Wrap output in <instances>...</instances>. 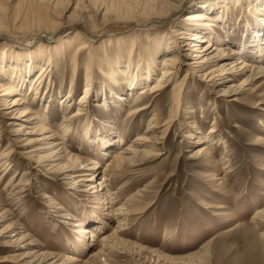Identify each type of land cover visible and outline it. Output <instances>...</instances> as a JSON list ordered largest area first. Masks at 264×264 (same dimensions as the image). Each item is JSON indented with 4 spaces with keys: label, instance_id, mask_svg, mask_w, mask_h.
I'll use <instances>...</instances> for the list:
<instances>
[{
    "label": "rangeland",
    "instance_id": "1",
    "mask_svg": "<svg viewBox=\"0 0 264 264\" xmlns=\"http://www.w3.org/2000/svg\"><path fill=\"white\" fill-rule=\"evenodd\" d=\"M47 1L61 25L58 34H44L42 29L37 30L38 26L26 25L24 19L27 16L30 19V10L36 8L37 0H0V13L9 19L0 28L3 30L0 77L2 69L9 76L18 68L22 77L34 83L41 68L50 63L48 80L39 89L42 102L27 96L29 104L23 106L44 113L39 121L21 120L9 126L11 121L8 116L2 117L0 111L3 136L0 153L8 137L14 139L22 125L31 128L28 132H35L42 124L52 132L46 141L37 133L26 135L21 140L28 138L38 143L24 149L23 143L16 141L18 146L10 158V166L0 173V215L11 210L8 198L14 185L22 183L24 187L20 201L14 203L17 209L0 220V264H264V223L253 218L264 209V76L257 78L256 71L263 70L264 63L247 51L238 55L247 46L250 31L256 28L254 17L264 13V1L253 0L255 8L251 13L249 0H242L243 8L230 10L223 3H216L217 0H186L177 17L151 27L146 25L151 18L144 17L148 8L160 12L177 4L172 0ZM65 7L67 10L63 11ZM203 7L209 12L215 10L216 14L225 12L230 29L226 33L230 38L220 45L224 54L221 64L227 61L235 65L234 73L230 74L234 80L223 87L210 88L208 84L196 83L199 77H194L196 81L189 80L180 92H175L180 73L181 77L172 79L165 90L139 102L150 106L143 118L130 120L132 103L139 97V90L160 77L162 55L157 53V42L167 41L173 27L182 23L187 14L208 16ZM102 9L110 16H95ZM215 26L214 33L224 39L227 35L221 31L224 25L215 23ZM106 32L112 34L111 40L123 41L112 47L103 46L107 38L98 37ZM79 34L95 38L90 40L87 52L74 56L71 44ZM58 41L68 43L56 50L57 47H52ZM133 42L136 45L129 54L126 49ZM184 44L188 46V42H183L181 54L187 56L191 54L190 47ZM119 51L122 53L115 55ZM111 57L113 66L109 64V69L120 70L123 75L127 72L126 65L133 60H136L133 65L140 63L142 68L153 61L148 66L155 71L153 78L142 80L145 83L130 91L124 83L126 77L119 75L117 86L109 95L107 82L99 70H105L103 74L108 71L105 63ZM240 57L258 63L259 68L253 73L252 68L247 72L239 70L241 65L236 64ZM179 60L182 66L190 61L181 55ZM97 62L103 65L101 69ZM90 73L92 91L83 104L82 115L68 121L69 114L76 113ZM8 76L1 79L5 86L10 84ZM244 79L252 81L245 87L246 93L236 95L234 99L238 102L229 103L230 97H218L220 91L230 86L235 89ZM67 96L71 100L69 107L61 105ZM102 97L107 99L103 106ZM214 101L217 109L213 107ZM46 105L49 107L45 108ZM3 106L0 101V108ZM155 114L157 136L162 134L161 126L167 118L175 120L163 143L157 145V152L140 154L136 166L126 164L107 171L116 152L145 132ZM85 123L101 138L108 136L107 140L99 138L97 142L93 138L91 142H96L87 144L82 129ZM211 127L216 133L208 135ZM206 136L214 137V141L206 142ZM198 138L205 142L195 144ZM61 141L58 146H64L67 153L80 160L79 173L73 176L53 170L47 166L50 163H37L51 146ZM204 146L209 153L198 155V149ZM41 149L42 152L37 151ZM24 153L33 157L30 165ZM57 164L63 167L64 159L54 165ZM226 164L228 169L224 167ZM91 174L96 175L93 182L87 181ZM101 190L107 191L105 202L99 198L104 193ZM118 208L127 212L124 221L119 222L124 217L117 219L111 213ZM84 229L89 233H83ZM103 239L108 241L107 246L102 244ZM108 245L112 249L108 250Z\"/></svg>",
    "mask_w": 264,
    "mask_h": 264
},
{
    "label": "bare ground",
    "instance_id": "2",
    "mask_svg": "<svg viewBox=\"0 0 264 264\" xmlns=\"http://www.w3.org/2000/svg\"><path fill=\"white\" fill-rule=\"evenodd\" d=\"M87 1L88 2H90V1L95 2L96 1V3L98 2V0H95V1L94 0H87ZM113 1H115V0H113ZM151 1H154V0H151ZM172 1H174L177 4L176 7L171 6L169 9L167 8V9H164V11H160V12L153 11L154 9L152 10L151 8L150 9L148 8V10L146 12H144L146 14V15H144L145 18H148V19L151 18L150 19L151 21H148L146 24L147 27H151V25H154L157 23H163L166 21H171L175 17H177V14H179L180 10L183 8L182 5L184 2H186V0H172ZM229 1H231V0H217L216 3H223L225 6L224 8L228 9V10H230V8L233 9L235 7L243 8L242 0H232L231 2H229ZM262 1H264V0H262ZM252 2H253V0L248 1V8L250 5L251 13L253 12V8H255V6H252ZM35 5H36L35 6L36 8L30 10V19H28L29 16H27L24 19L27 22L26 25H29V27L33 26V25L38 26L37 30L42 29L41 31H43L44 34L46 32H51V33L57 32V34H58L61 25L59 22H57L55 20L54 14L52 13L53 7H51V3H49L47 0H37ZM229 5H231V6H229ZM254 5H255V3H254ZM256 8H258V7H256ZM263 8H264V5H263ZM0 9H2L1 4H0ZM76 9H77V6H76L75 10ZM86 9H87V6H86ZM65 10H67L66 7L63 9V11H65ZM93 10L95 11L97 9L94 8ZM63 11L61 12L62 14H63ZM101 12L102 13H100L98 10L94 14H95V16L101 15V17H104V18L110 16L107 13V11H105L104 9H102ZM204 12H205V15H208V16L197 15L198 13H194V12L187 14L184 18V21H182V23H179L176 27H173L172 35L170 36V38L167 41L163 40V41L157 42V45L159 46V51H157V53H161V55H162V60H161L162 63L160 65L162 67V69H161L160 77L157 80H155L151 85L145 86L139 90V97L135 101H133V103H132L133 109L130 111V114H129L130 120L135 119V118H143L147 114L148 110L150 109V106L149 105H139V102L147 96H153L154 97L158 94V92L165 90L167 88V86L171 83L172 79H174L176 76L180 75V73H181L182 77L180 75L181 78L178 79L180 82L177 83L175 86L176 88H174L175 92L176 91L180 92L183 85H186L189 80H191V79L195 80L194 77H196V78L199 77L197 81L195 80L196 83L200 82V83L208 84V87H210V88H213V86H215L216 88L217 87L218 88L223 87L229 80H231V81L234 80V77H231L230 74L234 73L233 71L235 70V65H232V63H227V61H225L221 64V60L223 59L224 54L221 50V47H223V46H220V45H222V43L224 41H227L230 38L229 35L226 33L230 29H229V25H228L229 24L228 20L225 17V12H223L222 14L221 13L216 14L215 10L212 12H209L205 8H204ZM79 13L81 14V11ZM261 15L262 16L254 17L255 18L254 22H255L256 28L250 31L251 34H250L248 44H247V46L244 45L245 48L241 47V48H243V50H239L240 52L238 55H242L243 52L247 51L249 54L253 55L255 57V59H259V63H261V62L264 63V34H263V32H264V13ZM127 17H130V16H127ZM6 19H8V18L7 17L5 18V15L3 13H0V28L5 27L4 21ZM13 21H15V20H13ZM215 23L224 25L222 27V30H221V31H224L225 34H227L224 36V39L222 37L220 38L219 35L214 33L213 28L216 27ZM1 31H3V30H1ZM1 31H0V33H1ZM114 37H116V36H114ZM93 38H95V37L90 36L89 34L88 35L86 34L85 36H82V34L81 35L79 34L77 36V39L75 40L76 42H72L73 44H71V46H72L71 49L74 51L73 52L74 56L85 53V51L88 48V44L90 43V40ZM98 38H107V40L105 39V41L103 42V46H106V47H112V46L117 45L123 41L122 38H118V39L115 38L116 40H114V41L111 40V39H113L112 34L107 33V32L102 33L101 36ZM57 39H59V38H57ZM127 39H129V38H127ZM179 39L182 40L181 43L178 42ZM52 40H54V38H52ZM185 41L188 42V46L190 47V53H191L187 56L181 54L182 53L181 46H183L182 44ZM37 43H39V42H37ZM48 43H50L49 40H48ZM67 43L68 42L58 41V42H56V44H54L55 46H53L52 48L57 47L56 50H60V49H62V46L67 45ZM134 43L135 42L132 43L131 48L126 49V50H128L126 52H128L129 54L132 53L133 48H135L134 45H136V44H134ZM201 43H204V45H201ZM186 44H184V46H187ZM37 45H39V44H37ZM58 46H61V48H59ZM210 49L212 51H209ZM121 51H123V50H121ZM119 53H122V52H120V51L116 52L115 55L118 56ZM107 55H109V54H107ZM180 55L182 57H186V58L190 59V61H188L187 63H184L182 66V63L179 60ZM117 56H114V57H117ZM114 57L109 58L110 60H106L105 69L108 70L106 73L103 74V72L105 70L103 72L99 70V73H101L105 77V80L107 82L106 83L107 84L106 89L108 90L109 95L113 94L112 89L117 86L119 75L122 77L123 76L126 77L124 79V83L126 85L125 84L124 85L127 86L130 91H132V89H135V87L140 85V83L143 82L144 80L150 81L153 78L155 71H152L148 67L150 65H153V63H154L153 61L151 62L150 65L146 66L145 68H142L140 65H138L140 63H137L136 64L137 66L133 65V63L136 61V60H133L131 63L126 65L127 72L124 73V75H123V74H121L120 70L119 71L117 70L115 72V70L112 67L109 69L110 66H113L110 63ZM243 57H245V56H243ZM241 59H243V58L240 57L238 59V63L236 64V65H241L240 67H238L239 70L243 69L242 70L243 72H247L249 69L251 70V68H252V73H253V71H255L256 69L259 68L258 63H249V60H247L245 58L243 60H241ZM47 63L46 64L48 66L44 65L41 68L40 74L38 75V77L36 78V81L34 83L32 81H28L24 77H22V75H21L22 72L20 73V70L18 68H14L13 72L9 76L6 74V71L4 69H2L1 77H0V101H2V103H4V106L0 108V111H3L2 117L8 116V120L11 121V123H8L7 125L14 126L17 123V121H21V120H23L25 122H29L32 120L39 121L41 119V116L44 115V113L40 114V113H37L36 111L33 112L29 108H26L23 106L29 104V100H27V96H32V99H34V100L38 99L39 102H42L43 99L41 100V98H40L41 95L40 96H38V95L40 94L39 89H40L41 84L43 82H46L48 80V77H49L48 73H49L50 63L49 62H47ZM97 64H98L97 67L101 69L103 65L101 66V64H99L98 62H97ZM109 64H110V66H109ZM117 66L115 65V67H117ZM142 66H143V64H142ZM35 67H37V66H35ZM29 68L32 69V66H30ZM50 68H52V66ZM103 69H104V67H103ZM256 71L259 72L257 78L264 76V73H262V71H264V69L263 70L259 69ZM30 72L31 71L29 70V73ZM5 75L9 77V78L7 77L8 78L7 81L10 82V84L7 86H5L3 84V81H1L2 78L5 79V77H4ZM91 76H92L91 73L87 76V81H86V84L84 85L85 90L83 92V95H82L80 101L77 104L78 108L76 110V113L75 114H73V113L69 114L68 121L72 118H76V117L82 115L81 111H83V104L85 103L88 94H90L89 93V91H90L89 87H90ZM251 81L252 80L248 81V80L244 79L238 85L237 88L234 89V88H232V86H230L227 90L220 91V94L218 95V97H220V98H229L230 97V99L228 100L229 103L238 102V100L234 99V98L236 97V95L246 93L247 89L245 87ZM143 83H145V82H143ZM46 87H48V86H46ZM71 87H73V84L71 85ZM45 91H46V89L44 90V92ZM70 91L72 92V89ZM102 96H103V94H102ZM122 99L123 98H121L120 100H122ZM106 100L107 99L104 97L101 98L100 103H102L101 104L102 106L104 105V103L107 104ZM70 103H71V100L69 101V96H67L66 99L61 103V105L65 104V106L68 105L67 107H69ZM216 103H217L216 101L213 102L214 109L215 108L217 109V106H215ZM47 107H49V106L46 105L45 108H47ZM44 112H46L45 109H44ZM32 117H34V118L31 119ZM153 117L154 118L150 119V121H152V124H150V126L148 127V129L145 132H141L140 134H137L133 138V140L130 142L131 144H129L128 146L125 145V147L119 149L116 152V154L113 156V159H112V166H109V168H107V171H110V167H111V169L113 168V169L118 170L126 164H129V166H136L138 164V160H139L138 158L140 157V154H144L147 156V155H153L154 152H157V150H156L157 145L163 143L162 141L165 138L167 130L172 125V123H174L175 120L172 117L167 118L161 126L164 128L162 134L160 136H157L155 134V133H157L156 130L159 129L158 125H157L158 124L157 118H156L157 115L155 114V115H153ZM44 120H46L45 117H44ZM41 123H43V122H41ZM26 126L22 125L21 126L22 128L19 131L15 132V134H14L15 138L14 139H11L10 137H8V143L5 146V149H3L0 153V173L2 171H6V168H8L10 166V163H9L10 158L13 156V153H16L14 149L18 146V145H16V141H19V143H23V145L21 147L24 149L25 147H28V146L32 145L33 143H38V142H35V140H34V142L32 140H28V138L21 140L22 138L26 137V135H28V134L32 135V134L37 133V135L42 136V138H41L42 141H46L49 138L47 136H50L49 134L52 133L50 131V127L43 126L42 124H40V126L37 128V130L35 132L34 131L28 132L29 129H31V128L28 126L26 127ZM82 129L85 132L84 133L85 134L84 139L87 141V144L92 143V142L95 143L96 141L91 142V140L93 138L96 139L97 142H99L98 140H101L102 138H104V137L101 138L100 137L101 135H98L95 131L91 130L89 124L85 123L84 126L82 127ZM12 130H13V128L10 129L11 133H12ZM32 130H34V129H32ZM67 130L68 129L65 130V133L67 132ZM25 131H27V132H25ZM150 131H154V132L151 133ZM1 133L2 132L0 130V144L2 142V137H3ZM21 133H24L23 137H21ZM212 133H216L214 127H211L208 135H210ZM106 137H108V136H106ZM106 137L104 139L107 140ZM184 137H187V136H184ZM99 138H101V139H99ZM37 140H39V139H37ZM208 140L213 142L214 137L206 136L205 141L208 142ZM205 141L201 140V138H198V139H196L195 144H197V143L201 144ZM102 142H103V140H102ZM104 143H106V142H104ZM58 145L59 146L62 145V141L58 144H55L54 146H51V148H49V150L46 152V154H44V156H42V158H38L37 163H39V164L50 163L47 166H49L53 170H56L57 172L63 171L64 173H69L67 176H73V175L79 173L78 170H80V160L75 155H71V153H67V148H65L64 146L59 147ZM99 146H101V144ZM106 146L107 145H105V147ZM53 149H55V150H53ZM37 151L42 152V149L37 150ZM207 151H208V147L204 146V147L199 148L197 153H198V155H203V154L209 153ZM20 155L22 156V154H20ZM23 155L25 157V160H27V164L30 165L31 164L30 161L33 160V157L28 156L26 153H24ZM159 155H160V153L157 154V156H159ZM61 159H64V166L63 167H59L58 164L54 165L55 162H58ZM225 163H227V162H225ZM224 167H225V169H228L227 164ZM228 173H229V171L226 174H228ZM95 176H96L95 174L89 175L88 176L89 178L87 179V181L93 182L95 180ZM77 177H80V176H77ZM104 181H107V180H104ZM98 182H100L98 185L101 187L102 186L101 181H98ZM6 185H9V181ZM22 185H23L22 183H16L14 185L15 188H12L10 190V194H12L11 195L12 197L10 196V198H8V199L10 200L9 207L11 208V210H4L3 212H1L2 214L0 215V220H3L8 213H10L12 215L13 214L12 210L17 209V206L14 205V203L19 202L20 201L19 199L21 198L20 194L24 193V191H23L24 187ZM101 192H104V190H101ZM99 198L101 200H104V202L107 201V199H108L107 191L102 193V195H100ZM122 209L123 208H118L116 210L111 211L112 215L117 217V219L124 217L119 222L125 220V216L127 213V212H125V210L123 211ZM253 218L259 219V222L264 223V209L259 211L256 214V216ZM11 232H14V230ZM83 233L87 234L89 232L87 231V229H84ZM90 237L93 239L95 237V235L92 234ZM102 242H103L102 244H104V246H107V244H108L107 240L103 239ZM110 248L111 247L108 245L107 249L109 250ZM101 250H103V248ZM101 250H99V251H101ZM40 255L46 256V258L50 257L49 254L43 255L41 253ZM187 258H190V257H187Z\"/></svg>",
    "mask_w": 264,
    "mask_h": 264
}]
</instances>
